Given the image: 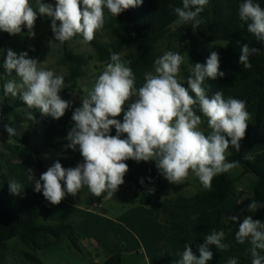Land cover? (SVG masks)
I'll list each match as a JSON object with an SVG mask.
<instances>
[{"label": "clouds", "instance_id": "1", "mask_svg": "<svg viewBox=\"0 0 264 264\" xmlns=\"http://www.w3.org/2000/svg\"><path fill=\"white\" fill-rule=\"evenodd\" d=\"M144 0H55L45 3L35 0H0V31L9 35L22 34L34 38L38 15L51 18L54 40L63 44L80 35L82 42L90 43L95 34L103 29L105 10L112 17H118L128 9L141 6ZM209 0H182V7L174 9L178 24H190L197 29L204 23L201 13ZM241 27L259 41H264V8L254 0H243L238 8ZM4 50L0 49V53ZM260 49L241 45L239 63L244 69H251L250 57L259 54ZM185 56L166 50L154 60V71L143 77L137 87L132 68L121 60L119 53L110 54V62L96 78L90 88H85L81 106L72 112L73 126L65 137V147L75 151L79 148L83 163L64 168L57 160L35 178L32 169H27V178L34 182V191L42 192L53 205H59L66 195L76 196L87 187L91 194L112 199L124 184L129 166L125 161L155 162L158 173L170 184L184 182L194 174L204 189L211 190L213 179L239 166L240 162L228 161L226 153L231 146L240 151L245 138L251 114L246 101L228 97L222 91L211 96L203 87L206 78L224 77L220 71V56L212 51L206 62L190 66L187 77L181 76V65ZM3 68L8 75L15 73L17 79L3 84L4 97L19 96L30 110L38 111L42 117L61 119L72 107V101L61 97L66 88L63 75L30 58L27 51L17 54L6 50ZM185 84L187 86H185ZM194 94V95H193ZM128 105L125 111L124 106ZM199 108L198 115L195 108ZM123 113V122L116 119ZM2 115V104H0ZM27 120L35 121L32 111L25 113ZM11 119V118H9ZM206 120L208 133L200 129ZM116 134L111 135L112 128ZM9 141L17 135L15 127L4 125ZM126 134V138H124ZM251 160V155H245ZM149 180L151 178L149 177ZM63 182V183H62ZM143 184V178L140 180ZM9 192L21 195L24 187L15 179H9ZM154 191V189L149 190ZM264 208V203L252 200L245 211L255 213ZM238 222L235 241L249 244L251 264H264V221L246 215L230 217ZM225 232L213 229L198 246V255L186 245L178 255L177 264H208L213 259L210 246L225 250ZM227 264H237L235 258Z\"/></svg>", "mask_w": 264, "mask_h": 264}, {"label": "trees", "instance_id": "2", "mask_svg": "<svg viewBox=\"0 0 264 264\" xmlns=\"http://www.w3.org/2000/svg\"><path fill=\"white\" fill-rule=\"evenodd\" d=\"M242 2L243 0H209V4L201 13L204 23L194 30L208 42H227L225 51L218 53L220 56L219 70L225 73L224 77L206 78L203 87L209 96L217 91H222L225 99L232 97L246 101L247 111L251 114L246 136L241 141L239 152L231 146L229 147L228 150L232 152V155L228 161H239L243 168L242 175L254 174L258 177L254 187L255 193L241 203L240 210L244 216L252 215L253 219L264 221V208L255 213L245 211L252 200L264 203V41L257 40L253 34L249 33L246 24L241 27L242 22L238 16V8ZM254 2L264 8V0H254ZM176 7H182V0H144L141 6L128 9L118 17L109 15L104 29L108 30L110 41L102 42L93 39L90 43L95 50L94 55L74 54L66 49L61 60V64L68 68V73L63 75L67 86L64 88L65 92L69 94L78 88V81L87 76L86 68L91 62L95 61L100 64V66H96L98 77L106 64L110 62V54L113 52L120 55L124 53L123 60L128 62L133 73L140 68H151L154 71V60L163 54L159 45L167 38L175 39L178 44L177 49L173 51L180 54L189 53L191 65L197 62L205 63L211 52L201 53L181 39L182 33L193 30L190 24L177 26L176 32L172 35L171 27L178 20L174 11ZM11 36L4 33V38L1 41L4 42ZM244 43L260 49L259 54L249 58L251 69H244L239 63L240 49ZM3 63L4 61H0V75L1 77L9 76L3 68ZM11 76H15V73ZM2 82L0 87V100L3 103L2 114L5 123L16 128L17 135L10 142L0 139L2 147L0 149V177L3 173L1 162L17 155L23 147L30 146L31 133H23L19 129L24 124L34 122L27 120L25 113L32 111L36 118L39 113L36 110L28 109L19 96L4 97L3 84L5 82L3 78ZM185 86L187 85L185 84ZM127 107L126 104L125 111ZM195 110L198 115H201L198 107ZM116 119L123 122V113ZM72 126L73 121L68 125L69 131ZM3 133L8 135L5 129ZM110 134H116L114 127ZM124 138H126V134H124ZM246 154L251 155L253 159H245ZM79 163H83L81 155L73 159L72 167ZM125 163L130 169L131 164L126 161ZM229 174L227 172L217 175L212 181L211 190L205 189L199 192L193 205L181 207L186 209L210 205L213 207L212 209L202 211L195 218L188 214H177L171 222V227L179 231L191 232L203 239L213 229H222L226 237L231 226L225 223L221 207L229 198L237 196L235 181L230 178ZM149 177L151 180H159L162 177L158 173L155 162H149L145 167L144 183L140 185L137 197H140L141 193L145 191ZM130 179L134 180L133 175L126 180ZM169 187L172 188V185ZM103 198L104 195L92 196L91 202L100 203ZM140 201L143 205H149L153 202V196L143 197ZM51 213H53L51 207L43 206L23 214V211L8 197V192L2 188L0 182V264H9L12 254L10 243L15 239H18L29 250L21 252L25 256L24 259L36 264L42 263L37 256L39 251L60 243L64 237L70 240L76 250L82 251L74 225H49L47 219ZM13 251L16 252L15 249ZM106 264H123V255H113L106 261Z\"/></svg>", "mask_w": 264, "mask_h": 264}, {"label": "rangeland", "instance_id": "3", "mask_svg": "<svg viewBox=\"0 0 264 264\" xmlns=\"http://www.w3.org/2000/svg\"><path fill=\"white\" fill-rule=\"evenodd\" d=\"M55 0H43L45 3H53ZM35 8V0H30ZM106 22H108L109 14L105 10ZM181 24L175 23L171 27L172 35L176 32V27ZM105 26V25H104ZM34 38L27 35V28L23 29L22 34L12 35L10 39L2 42L4 33L0 31V49L4 51L0 53V61L6 58V50L12 49L17 54L27 51L30 58H35L42 62V65L53 70L58 75L68 73V68L61 64L66 49L74 54L94 55L95 50L91 43L85 44L82 42V37L77 35L71 40L60 44L54 40V35L51 31V18L41 17L35 23ZM98 41L109 42L110 37L108 30H99L95 34ZM183 42L190 46H194L201 53L215 51L217 53L224 52L227 47V42H208L200 37L196 30H191L181 34ZM178 44L175 39L163 40L160 45V51L176 50ZM122 53L121 60H123ZM185 63L181 65V76L187 77L189 74L190 63L189 53L183 52ZM128 63V62H127ZM100 66L97 62H91L86 68L87 76L78 81V88L66 93L63 89L60 95L63 99L72 101L65 115L55 120L52 117H42L40 113L33 123L22 125L19 129L21 132L31 133L30 146L23 150L15 157H11L2 161L3 173L0 178L2 188L8 192V197L23 211V214L30 212L35 208L49 206L53 209V213L48 215L47 223L49 225L72 224L74 225L76 235L79 237V244L83 253L76 250L70 240L65 238L64 242L53 246L49 250H44L37 253L41 260V264H106L107 257L110 254H127L126 264H150L148 256L152 258V264H177L178 254L173 249L169 252L168 249H155L152 252L151 245L154 242L168 241L173 247L176 243V238H172L171 229L161 221V210L165 204H180L193 205L196 201V195L205 190L198 178L194 174H189L188 178L178 184H170L163 176L159 180H149L146 184L145 191L140 197L136 195L140 189V180L143 178L144 169L149 162H136L127 160L131 164V168L125 174L124 184L121 185L112 199H103L100 203L94 204L91 202L93 194L84 187L76 195H66L59 205H53L47 201L42 192L34 191V182L27 178V169H32L35 178L39 179L40 175L47 171L57 160L64 168L72 167L73 159L71 152L65 147L69 130L68 125L72 122L71 112L81 106V97L85 94L84 89L90 88L96 78ZM105 68V67H104ZM151 68L136 69L133 73L135 84L137 87L143 83V77L146 73L151 72ZM9 79H17L16 76L0 75V87L2 82ZM0 104L3 103L0 100ZM5 118L0 115V139L9 140V136L3 133ZM200 129L208 133L206 120L200 125ZM11 141L12 138H11ZM0 149L2 147L0 146ZM75 150V155H77ZM227 160L231 157L232 152L228 150L226 153ZM239 167L240 164H239ZM231 178L235 181V187L238 185L246 186L247 189H254L255 181L254 174L240 178L241 173L232 169L229 171ZM134 180H126L132 176ZM15 179L24 187L21 195H13L9 192V179ZM144 180V178H143ZM63 183V182H62ZM172 185V188L169 186ZM154 189V191H149ZM106 195V194H104ZM153 196V202L149 206L141 203V198ZM201 208V207H200ZM198 208V209H200ZM191 214H195L197 209L187 210ZM175 235V234H174ZM186 245L190 246L189 243ZM11 256L9 264H36L24 259L22 251H29L18 239L11 241ZM16 250V252L13 251ZM193 250V246H192ZM138 252V253H137ZM139 252L141 254H139ZM194 252V250H193ZM195 253V252H194ZM160 259L158 260V257ZM164 261H161V257ZM125 264V262H123Z\"/></svg>", "mask_w": 264, "mask_h": 264}, {"label": "crops", "instance_id": "4", "mask_svg": "<svg viewBox=\"0 0 264 264\" xmlns=\"http://www.w3.org/2000/svg\"><path fill=\"white\" fill-rule=\"evenodd\" d=\"M23 148H25V147H23ZM23 148L21 149V151L23 150ZM77 149L79 150L78 147H77ZM77 149H76V151H77ZM69 150L71 152L70 154H71L72 159H74L80 155V152H78L77 155H75V151H73L71 149H69ZM20 152L18 154H20ZM17 155H15V156H17ZM15 156H12V157H15ZM9 158H11V157H9ZM240 166H241V164H240ZM235 171L243 174L242 173V171H243L242 166L241 167L238 166L237 168H235ZM230 174H229V176L231 178ZM246 176H249V174L240 176V178H243ZM1 177H2V175H1ZM254 178H255L254 181L256 183L258 181V177L255 175ZM236 190H237V196L229 198L221 207L222 212H224L223 218H224L225 223H227L231 226V229L229 230V233L227 234V236L224 238L223 242L228 243L230 245V247L228 249H225V250H220V249H217L215 246H210V250L213 251V259L210 260L208 262V264H227L228 260L231 258H235L237 260V264H248L249 262H251L250 253L247 251L250 246L247 242L245 244L241 245L235 241V232L238 230V222L233 221L232 219H230V217H232L234 215H238L242 219L244 217V215L242 214L243 212H241V210H240L241 203L244 200H246L247 198L252 197L255 192H254V189H247L246 186H242V185H238ZM94 204H97V203H94ZM149 205H146V206H149ZM182 206H186V204L185 205H180V204H176V203L175 204H165L162 207L161 216H160L161 221H163L165 224H167L168 227L171 229V232L173 233V235H171V237L176 238L175 240H176L177 244H175L172 247L168 241L158 240V241L154 242L153 246L151 245L152 252H154L153 248L158 249V250L168 249L169 252H172V250L174 249L175 251L177 250L176 253L179 254V253L183 252V250L186 246V243H189L191 247L193 246V250H194L195 254H197V255L199 254L198 253V246L201 243H203L204 239L194 235L191 232H183V231L173 229L171 227V222L173 221L175 215H177V214H181V213L188 214L192 218H195L199 214H201L202 211L210 210L213 207L210 205H201L197 208L182 209L181 208ZM198 208H200V209H198ZM189 209L190 210L197 209V212L195 214H191L190 212L187 211ZM65 238L66 237H64L60 243L54 244L50 248L45 249V250H49L53 246L63 243ZM42 251H44V250H42ZM39 252H41V251H39ZM79 252L83 253V251H79ZM139 254H141V253L139 252ZM113 255H115V254L108 255L107 259L111 258ZM126 255L127 254H124V257H123V262H125V264L127 263ZM262 255H264V253H262ZM177 258L179 261L181 259V256L179 255ZM159 259H160V256L158 257V260ZM9 260H10V258H9ZM148 261H150V264H152L153 260H152L151 256H148ZM161 261H164L163 256L161 257Z\"/></svg>", "mask_w": 264, "mask_h": 264}]
</instances>
